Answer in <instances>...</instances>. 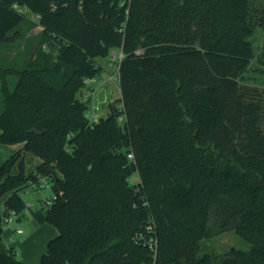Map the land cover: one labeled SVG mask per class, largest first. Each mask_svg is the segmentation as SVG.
Listing matches in <instances>:
<instances>
[{
  "label": "trees",
  "instance_id": "16d2710c",
  "mask_svg": "<svg viewBox=\"0 0 264 264\" xmlns=\"http://www.w3.org/2000/svg\"><path fill=\"white\" fill-rule=\"evenodd\" d=\"M22 9L51 51L0 63V144L22 145L0 166V264H24L4 220L42 181L57 199L31 214L58 234L41 264H264V92L240 82L251 0H0V44L22 36ZM113 50L127 126L115 105L91 128L83 79ZM26 154L40 160L29 173ZM212 221L249 249L201 253Z\"/></svg>",
  "mask_w": 264,
  "mask_h": 264
},
{
  "label": "rangeland",
  "instance_id": "374dc122",
  "mask_svg": "<svg viewBox=\"0 0 264 264\" xmlns=\"http://www.w3.org/2000/svg\"><path fill=\"white\" fill-rule=\"evenodd\" d=\"M264 0H251V26L253 27V35L251 36V42L253 44L256 56L250 62L246 72L242 75L241 83L244 86L258 89V92H264ZM26 21L19 28L22 36L18 34L14 42L0 44V63L6 65H17L27 61H31L34 54L39 49L46 52H50V47L45 45H39V38L42 33V28L35 22V16L30 12H25ZM20 33V34H21ZM13 35V34H11ZM57 54V51H53ZM109 58H99L98 62L102 64L105 70L98 76L105 82L103 88H99L100 82L97 80L92 84L93 89H96L95 99L97 101H106L104 106V112H106V106L110 104L115 106L119 102L121 97L120 91L117 86V82L108 81V77L116 72V67L109 64ZM101 81V82H102ZM90 98L88 102H90ZM111 110V109H110ZM2 146V145H1ZM8 146V145H7ZM11 146V145H10ZM0 154H6V152L13 153L12 147H0ZM16 152V151H15ZM14 152V153H15ZM12 155V154H11ZM1 156V155H0ZM39 160L30 154H26L24 158V168L27 173L32 172L37 167ZM19 172L18 164L13 168V173ZM130 182L132 185L140 182L138 171L134 172L130 176ZM21 195L26 203V208L22 214L21 221L15 220L6 227L19 226L23 231H28L31 228L34 218L31 214V210L41 209L46 210L49 208L52 199L53 192L51 186L45 184L39 189L28 187L21 192ZM202 247L201 253H212L217 256H223L235 249L247 250L249 244L234 230L222 231L219 226L211 222V233L209 237L201 241ZM20 258V257H19ZM22 259V258H20Z\"/></svg>",
  "mask_w": 264,
  "mask_h": 264
},
{
  "label": "built area",
  "instance_id": "2783aa9c",
  "mask_svg": "<svg viewBox=\"0 0 264 264\" xmlns=\"http://www.w3.org/2000/svg\"><path fill=\"white\" fill-rule=\"evenodd\" d=\"M22 12H27L26 9H22ZM37 18V16H35V19ZM137 53H141V51H138ZM125 55L123 53L122 50H113L111 51L110 55H109V64L110 65H114L116 67V72L112 75H110L108 77V81L110 82H117V86L118 89L120 91V95H121V90H120V64L122 62V60L124 59ZM100 82L99 84V88H103L105 82L101 80V77H94V78H90V77H85L83 79V90L81 92V100L86 104V112H85V118L87 120L88 125L91 128H94L95 126H97L101 120L103 118H105L110 112H111V105L108 104L106 106V112H104V106L103 104L106 102H102V101H97L95 99V94H96V89H93L92 84L95 81ZM102 81V82H101ZM90 98V102H88V99ZM119 102L116 103V108H117V122L121 127H126L127 126V122H128V117H127V113L125 110V105L122 101V96L119 98L118 100ZM127 159L129 161L130 164H136V159H135V154L132 150L127 152ZM44 181H42L41 186L43 187L44 185ZM34 187H36V185H34ZM57 196L53 195L52 199L49 200L50 204L52 203V201L56 200ZM18 216L12 212L10 214V216H8L5 220H4V225L7 226L10 223L14 222L15 220H17ZM17 233L18 234H22L23 231L21 229H17ZM145 244H149L150 248L153 250H156V246H157V240L152 238L150 240H144Z\"/></svg>",
  "mask_w": 264,
  "mask_h": 264
},
{
  "label": "crops",
  "instance_id": "0c3cea01",
  "mask_svg": "<svg viewBox=\"0 0 264 264\" xmlns=\"http://www.w3.org/2000/svg\"><path fill=\"white\" fill-rule=\"evenodd\" d=\"M1 145L5 147H12L15 151H18L22 147L21 144L11 146L0 144V147H2ZM15 151L13 150V153L6 152V154H0V166L11 156V154L13 155ZM39 162L37 163L39 164ZM3 207L4 197L0 198V212L3 210ZM19 221H21V219H19L18 222ZM34 221L35 222H32L31 228L26 232L23 231L22 228H19L18 224L17 226L11 227L5 226L2 232V238L5 246L13 249L16 253V257L24 264H41L40 260L42 255L47 250L48 242L58 234L57 229L48 223L40 224L35 219ZM17 229H21L23 233L18 234Z\"/></svg>",
  "mask_w": 264,
  "mask_h": 264
}]
</instances>
